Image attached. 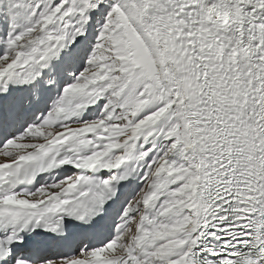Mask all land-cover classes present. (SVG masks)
I'll return each instance as SVG.
<instances>
[{"label":"snow or ice","instance_id":"1","mask_svg":"<svg viewBox=\"0 0 264 264\" xmlns=\"http://www.w3.org/2000/svg\"><path fill=\"white\" fill-rule=\"evenodd\" d=\"M0 264H264V0H0Z\"/></svg>","mask_w":264,"mask_h":264}]
</instances>
